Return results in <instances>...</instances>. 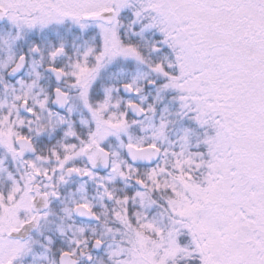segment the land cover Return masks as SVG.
<instances>
[{
  "label": "snow or ice",
  "instance_id": "obj_1",
  "mask_svg": "<svg viewBox=\"0 0 264 264\" xmlns=\"http://www.w3.org/2000/svg\"><path fill=\"white\" fill-rule=\"evenodd\" d=\"M0 264H264V0H0Z\"/></svg>",
  "mask_w": 264,
  "mask_h": 264
}]
</instances>
